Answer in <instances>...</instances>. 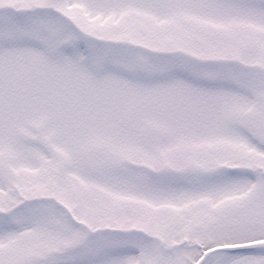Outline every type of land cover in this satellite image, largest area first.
I'll return each instance as SVG.
<instances>
[{"label": "snow or ice", "instance_id": "6c2138e0", "mask_svg": "<svg viewBox=\"0 0 264 264\" xmlns=\"http://www.w3.org/2000/svg\"><path fill=\"white\" fill-rule=\"evenodd\" d=\"M0 264H264V0H0Z\"/></svg>", "mask_w": 264, "mask_h": 264}]
</instances>
